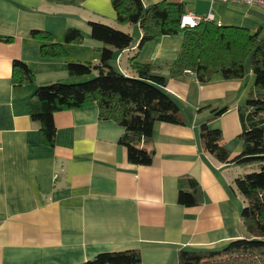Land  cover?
Returning <instances> with one entry per match:
<instances>
[{
  "label": "crops",
  "instance_id": "1",
  "mask_svg": "<svg viewBox=\"0 0 264 264\" xmlns=\"http://www.w3.org/2000/svg\"><path fill=\"white\" fill-rule=\"evenodd\" d=\"M141 1L143 7L167 1L182 4L185 12H211L218 25L264 35L261 7L210 0ZM90 22L131 35L132 46L114 51L109 62L129 77L135 76L129 63L133 57L157 64L167 76L166 64L180 50L182 40L176 36L138 48L141 30L119 24L111 0H0V264H80L102 252L126 250L139 253L136 264H177L179 251L217 250L244 236V202L234 180L245 168L219 163L205 152L199 128L207 123L220 129L222 145L232 155L240 152L237 107L253 84L249 66L241 79L215 75L200 83L190 73L169 77L164 90L179 105L185 124H154L151 141L140 143L153 153L148 166L127 161L119 143L123 128L100 119L95 104L54 113L53 144L42 139L28 103L38 86L89 78L69 77L66 66L98 63L102 43L90 37ZM69 28L77 29L82 39L65 42ZM15 60L28 67L31 82L17 83ZM223 107L224 113L212 116L213 109ZM182 178L198 186L194 205L178 202L180 189L192 192Z\"/></svg>",
  "mask_w": 264,
  "mask_h": 264
},
{
  "label": "trees",
  "instance_id": "2",
  "mask_svg": "<svg viewBox=\"0 0 264 264\" xmlns=\"http://www.w3.org/2000/svg\"><path fill=\"white\" fill-rule=\"evenodd\" d=\"M111 3L119 24L138 25L142 33L138 48L160 37L180 35L182 41L176 59L166 64L165 76L158 72L157 64L140 63L133 57L129 63L135 76H126L109 62L114 51L132 46L131 35L106 24L90 22V37L102 43L98 63L69 62L66 66L69 77L89 79L38 86L28 103L30 118L38 124L42 139L53 144L54 113L95 104L100 119L113 120L123 128L119 143L126 148L127 161L148 166L153 153L140 143L151 141L154 124H185L179 105L164 90L168 78H181L190 73L200 83L211 81L215 75L224 80L241 79L248 65L253 84L244 103L237 107L241 125L240 152L232 155L222 145L220 129L210 128L207 123L199 128L203 150L219 163L258 166L257 171L243 173L234 180L235 189L244 202L240 218L245 235L217 250L179 251L177 264H264V35L261 30L251 33L243 27L214 22L180 28V19L185 13L182 4L161 1L143 7L141 0H111ZM81 39V33L74 28H69L64 36L68 43ZM12 66L13 71H20L17 83L32 81V73L24 63L15 60ZM92 73L95 75L91 76ZM225 111V107L213 109L212 116L219 117ZM182 182L189 184L192 192L180 189L178 202L185 206L196 204V182L190 178H182ZM139 261L137 251L126 250L102 252L80 264H136Z\"/></svg>",
  "mask_w": 264,
  "mask_h": 264
},
{
  "label": "built area",
  "instance_id": "3",
  "mask_svg": "<svg viewBox=\"0 0 264 264\" xmlns=\"http://www.w3.org/2000/svg\"><path fill=\"white\" fill-rule=\"evenodd\" d=\"M218 2H238L249 6H257L264 8V0H210ZM214 22L213 15L208 12L205 15L196 14L192 12H185L180 19V28H193L200 23L211 24Z\"/></svg>",
  "mask_w": 264,
  "mask_h": 264
},
{
  "label": "rangeland",
  "instance_id": "4",
  "mask_svg": "<svg viewBox=\"0 0 264 264\" xmlns=\"http://www.w3.org/2000/svg\"><path fill=\"white\" fill-rule=\"evenodd\" d=\"M176 38L180 40L181 36L180 35H177ZM247 66L248 65H246V69L248 68ZM93 75H95V73H93ZM87 79H89V78H86L85 80H87ZM209 127L212 128L211 126H209ZM238 166H239L238 168H240V169L245 168V172L244 173H247V172H250V171H253V170L254 171H257V169H258V166L255 165L254 163H248V164L246 163V164L238 165Z\"/></svg>",
  "mask_w": 264,
  "mask_h": 264
}]
</instances>
